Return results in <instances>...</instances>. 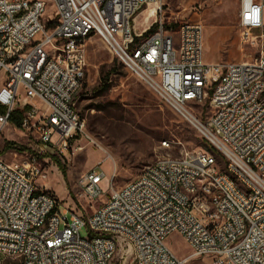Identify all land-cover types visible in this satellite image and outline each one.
<instances>
[{"label":"built area","instance_id":"obj_1","mask_svg":"<svg viewBox=\"0 0 264 264\" xmlns=\"http://www.w3.org/2000/svg\"><path fill=\"white\" fill-rule=\"evenodd\" d=\"M158 2L0 0V135L19 100L27 107L19 129L39 149L62 152L86 137L75 104L85 42L97 37L206 142L223 145V173L212 152L161 158L109 187L102 206L83 217L58 209L36 186L44 171L33 157L0 159V264H112L116 256L118 264H264V51L252 61L205 64L202 25L166 26L160 5L151 23L134 30L138 13ZM238 24L243 38L258 31L264 45V0H238ZM105 179L99 165L86 172L82 195L97 201ZM171 234L186 243L188 257L166 246Z\"/></svg>","mask_w":264,"mask_h":264},{"label":"rangeland","instance_id":"obj_2","mask_svg":"<svg viewBox=\"0 0 264 264\" xmlns=\"http://www.w3.org/2000/svg\"><path fill=\"white\" fill-rule=\"evenodd\" d=\"M159 5L166 26L176 28L185 22L202 25L205 64L252 61L264 51L258 31H250L248 37H242L238 0H160L154 7ZM142 12L132 22L134 30L143 25L145 13ZM51 13L49 5L45 17ZM153 20L154 17L148 23ZM85 52L86 70L75 108L84 123L86 137L71 140L61 152L50 146L39 149L28 135L10 123L0 135V159L11 163L33 157L44 171V178L39 179L36 186L55 199L58 209L88 217L102 206L109 187L124 186L140 175L145 166L161 158H179L202 150L214 153L222 165L223 159L216 149L130 75L100 39H88ZM2 77L0 72V80ZM18 101L14 109L22 110ZM203 112V117L209 114L208 109ZM163 142L169 146H162ZM98 165L106 179L100 183L101 197L91 202L82 195L78 181ZM113 171L115 177L111 180ZM80 236H87L86 229L80 230ZM165 244L178 258L190 255L188 246L177 234L169 235ZM117 259L118 256L112 264H118ZM126 264H130L129 258ZM191 264L203 263L191 261Z\"/></svg>","mask_w":264,"mask_h":264},{"label":"bare ground","instance_id":"obj_3","mask_svg":"<svg viewBox=\"0 0 264 264\" xmlns=\"http://www.w3.org/2000/svg\"><path fill=\"white\" fill-rule=\"evenodd\" d=\"M154 10H155V7L151 5V6H148L147 9L143 11V13H145L142 18L143 23H147L151 19V17L153 16ZM127 69H135V62H127ZM212 146L216 149L217 152H223V145H212ZM215 172L223 173V163L221 166L219 165V163H215ZM202 199H203V192H196L195 200H202Z\"/></svg>","mask_w":264,"mask_h":264},{"label":"trees","instance_id":"obj_4","mask_svg":"<svg viewBox=\"0 0 264 264\" xmlns=\"http://www.w3.org/2000/svg\"><path fill=\"white\" fill-rule=\"evenodd\" d=\"M150 33V31H146V34ZM27 109V107L22 108V110L19 109H14L11 113V116L8 120V123H10L11 125H13L15 128H19L20 127V121L22 118V114L25 112V110ZM0 112H3V109L0 108ZM10 144V143H8Z\"/></svg>","mask_w":264,"mask_h":264},{"label":"crops","instance_id":"obj_5","mask_svg":"<svg viewBox=\"0 0 264 264\" xmlns=\"http://www.w3.org/2000/svg\"><path fill=\"white\" fill-rule=\"evenodd\" d=\"M142 13H143V12H142ZM142 13H141V14H142ZM139 16H140V14H138V15L136 16V18H135V19L137 20V19L139 18Z\"/></svg>","mask_w":264,"mask_h":264}]
</instances>
